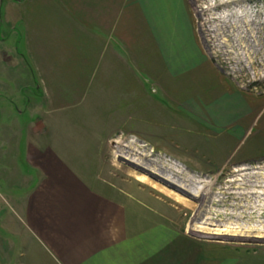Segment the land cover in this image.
Here are the masks:
<instances>
[{"label": "rangeland", "instance_id": "374dc122", "mask_svg": "<svg viewBox=\"0 0 264 264\" xmlns=\"http://www.w3.org/2000/svg\"><path fill=\"white\" fill-rule=\"evenodd\" d=\"M187 1L215 67L151 72L162 85L137 74L153 107L142 115L148 124L137 121L139 133L109 131L107 163L123 181L111 187L130 205L131 235L161 230L149 244L166 248L167 264H264V0ZM48 35L51 0H0V136L37 118L30 105L40 101L41 84L30 46H44L39 39ZM241 168L260 175L262 186L251 199L228 194L217 204L221 193L244 192L229 184ZM130 184L135 190L124 196ZM27 191L0 177V241L19 243L5 219L12 232L20 228L15 199Z\"/></svg>", "mask_w": 264, "mask_h": 264}, {"label": "crops", "instance_id": "0c3cea01", "mask_svg": "<svg viewBox=\"0 0 264 264\" xmlns=\"http://www.w3.org/2000/svg\"><path fill=\"white\" fill-rule=\"evenodd\" d=\"M190 9L187 0H51V36L30 46L37 118L0 136V177L28 188L14 198L20 228L5 219L19 243L0 241V264H167L166 248L149 244L160 229L130 234V205L112 188L123 181L104 141L117 126L139 133L152 106L141 71L162 85L156 73L215 67Z\"/></svg>", "mask_w": 264, "mask_h": 264}, {"label": "bare ground", "instance_id": "6f19581e", "mask_svg": "<svg viewBox=\"0 0 264 264\" xmlns=\"http://www.w3.org/2000/svg\"><path fill=\"white\" fill-rule=\"evenodd\" d=\"M248 170H249L248 168H241V169L235 170L236 173L233 174V176L240 177V179L235 178L234 180H230L231 183L229 182V184H240L241 186L240 188L243 189L244 192L236 191V192H230V193H221L222 198L217 201V204L225 203L226 202L225 199L227 198L228 194H234V196H236V198L233 199L234 201H239L241 199L243 200L244 198L251 199L254 197V195L257 193V191H255L254 189H256L258 185H260L259 179L262 177H260V175H257L255 173H247ZM210 194H212V192Z\"/></svg>", "mask_w": 264, "mask_h": 264}]
</instances>
